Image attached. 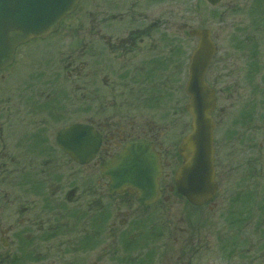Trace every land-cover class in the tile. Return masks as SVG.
I'll return each instance as SVG.
<instances>
[{
  "label": "flooded vegetation",
  "instance_id": "af4514ba",
  "mask_svg": "<svg viewBox=\"0 0 264 264\" xmlns=\"http://www.w3.org/2000/svg\"><path fill=\"white\" fill-rule=\"evenodd\" d=\"M139 2L129 4L132 23L117 24L113 21L124 11L110 10L105 0L99 21L63 23L46 38L19 46L14 61L0 70V264H55L57 244L63 245L60 253L95 255L82 264H194L192 256L204 249L200 232L185 234L194 226L175 185L185 129L173 152L165 133H155L144 116L130 114L154 103L162 108L170 90L173 121L180 122L185 101L174 93L185 95V71L175 50L190 26L138 9ZM34 49L43 54L29 62ZM217 65L215 56L209 70ZM219 76L211 83L215 91ZM145 82L148 89L140 88ZM250 116L245 126L251 141L264 125L257 121L261 116ZM90 134L98 140L97 152L87 162L78 161L89 158V142L95 141ZM77 138L81 144L74 146ZM139 142L152 143L163 166L157 198L147 203L130 188L113 191L103 166ZM217 166L215 148L222 188L226 181ZM258 170L263 178L264 168Z\"/></svg>",
  "mask_w": 264,
  "mask_h": 264
},
{
  "label": "rangeland",
  "instance_id": "374dc122",
  "mask_svg": "<svg viewBox=\"0 0 264 264\" xmlns=\"http://www.w3.org/2000/svg\"><path fill=\"white\" fill-rule=\"evenodd\" d=\"M108 1L110 10L124 11L123 17H116L113 22L132 23L131 13L128 11L132 0H120V3L117 1L119 5L114 0H106ZM104 2L105 0H85L78 10L79 13L65 24L80 23L82 16L85 15V23H91L92 20L99 21L100 10L106 6H103ZM122 2L126 4L123 5ZM149 8L156 11L153 16L159 15L166 20L169 19L170 24L186 23L192 28L211 29L217 46L216 71L209 70L206 76L214 84L215 76L220 75L216 79L218 99L217 109L213 112L216 120L214 138L219 178L226 182L222 183L221 191L215 197L212 209L207 207L196 209L186 203V218L194 226V229L190 228L189 232L185 233L186 236L190 237L192 233L199 235L200 232V235L206 239L202 242L204 249L192 256L193 262L194 264H264V176L263 178L258 176V169L264 168V158L261 157L264 152V134H262L264 128L259 134L254 133L255 140L250 141L246 140L249 129L245 126L247 114L251 115V120L261 116L257 121L264 125V0H223L215 7L209 5L206 0H140L138 9ZM188 29L189 27L184 32V42L175 50L176 59L181 61V67L185 71V86L189 77L191 52L197 43L195 37H190ZM56 38L53 37L51 40ZM165 38L168 39L170 46L175 47V41L172 42L173 37L172 40ZM38 51L35 49L32 51L29 62L42 56L43 50ZM15 78L12 77L11 81H15ZM147 87H149L148 82L140 86V88ZM146 93L149 94L150 91L146 90ZM171 93L167 90L166 101L162 108L154 103L151 107L134 108L130 114L133 117L144 116L149 126H155V133L160 131L165 133L164 139H168V149L175 152L178 140L183 135L179 132L181 129H185V132L190 131L192 117L184 108L185 110H181L180 116L176 119L180 122L174 123L172 100L169 98ZM174 97L179 102L183 99L185 103L188 101L186 93L185 95L180 92L174 93ZM134 103L137 104L138 99L134 98ZM146 103H149V99ZM159 108L165 109L159 110ZM137 122L143 125L141 118H138ZM152 123H159L162 128ZM179 125L183 127L180 128ZM260 143L263 144L262 148L258 147ZM200 222L202 225H199ZM60 241L62 240H58ZM57 247L58 251L53 253L54 257H51L56 261L55 264H66V260L71 259L75 263L82 264L90 262L95 257V255L84 257L70 254L67 250V254L60 253L59 250L63 245L57 244ZM163 258L160 256V259Z\"/></svg>",
  "mask_w": 264,
  "mask_h": 264
},
{
  "label": "water",
  "instance_id": "95a60500",
  "mask_svg": "<svg viewBox=\"0 0 264 264\" xmlns=\"http://www.w3.org/2000/svg\"><path fill=\"white\" fill-rule=\"evenodd\" d=\"M217 5L221 0H207ZM80 0H0V69L14 58L15 49L31 38L45 37L58 29L63 18L73 13ZM199 38L190 63V78L186 91L190 96L187 109L193 116L192 131L183 141L180 152L184 164L176 175L178 191L191 203L209 202L217 191L214 175V122L212 111L216 98L205 81L215 46L208 29H195ZM76 129V128H74ZM90 139H94L90 134ZM79 139V138H77ZM75 139L74 146L81 144ZM98 140L89 142V158L96 152ZM89 158L83 159L85 161ZM113 181V190L130 187L140 192L139 200L146 202L158 194L160 162L158 155L146 145L130 144L125 152L105 164Z\"/></svg>",
  "mask_w": 264,
  "mask_h": 264
}]
</instances>
